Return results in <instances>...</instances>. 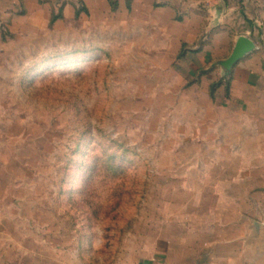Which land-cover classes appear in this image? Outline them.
Listing matches in <instances>:
<instances>
[{"label": "rangeland", "instance_id": "obj_1", "mask_svg": "<svg viewBox=\"0 0 264 264\" xmlns=\"http://www.w3.org/2000/svg\"><path fill=\"white\" fill-rule=\"evenodd\" d=\"M135 3L24 0L0 17V264H137L169 246L248 264L232 110L200 72L230 38Z\"/></svg>", "mask_w": 264, "mask_h": 264}, {"label": "crops", "instance_id": "obj_2", "mask_svg": "<svg viewBox=\"0 0 264 264\" xmlns=\"http://www.w3.org/2000/svg\"><path fill=\"white\" fill-rule=\"evenodd\" d=\"M16 1L24 0H0V17L11 16ZM139 1H143L142 7L136 3L131 7L135 15L142 10L156 16L177 17L179 22L185 18H199L201 30L207 32L206 40L212 33L221 34L216 39L230 38L228 56L240 36L255 45L254 51L237 61L230 70L220 66L227 56L200 72L211 80V84L217 85L214 95L222 100L221 106L231 107L230 177L233 192L246 194L242 198L248 202L245 212L247 233L243 236L247 242L248 264H264V0ZM197 55L203 63L209 59L204 48ZM256 202H262V215L258 217ZM256 223L259 225L258 237L254 234ZM180 257L179 252L169 246L167 250H155L151 258L137 264L207 263V260L202 261L201 252L188 256L185 250L186 258Z\"/></svg>", "mask_w": 264, "mask_h": 264}, {"label": "water", "instance_id": "obj_3", "mask_svg": "<svg viewBox=\"0 0 264 264\" xmlns=\"http://www.w3.org/2000/svg\"><path fill=\"white\" fill-rule=\"evenodd\" d=\"M254 49L255 45L250 39L240 36L237 38L231 54L226 60L220 63V66L225 70H230L237 61L253 52Z\"/></svg>", "mask_w": 264, "mask_h": 264}, {"label": "trees", "instance_id": "obj_4", "mask_svg": "<svg viewBox=\"0 0 264 264\" xmlns=\"http://www.w3.org/2000/svg\"><path fill=\"white\" fill-rule=\"evenodd\" d=\"M216 87H217V85L215 83L210 85V96L211 97H214Z\"/></svg>", "mask_w": 264, "mask_h": 264}]
</instances>
